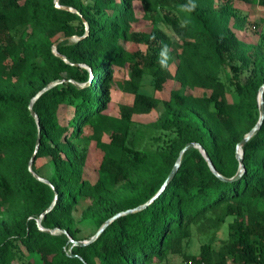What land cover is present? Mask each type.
Segmentation results:
<instances>
[{
  "label": "trees",
  "instance_id": "obj_1",
  "mask_svg": "<svg viewBox=\"0 0 264 264\" xmlns=\"http://www.w3.org/2000/svg\"><path fill=\"white\" fill-rule=\"evenodd\" d=\"M236 1H59L73 13L56 0H0V264H35L31 255L41 264H166L172 256L264 264V118L241 147L244 172L229 181L240 171L239 145L259 123L264 87V32L253 24L256 42L237 36L250 21ZM240 1L264 9V0ZM134 3L155 26L150 33L133 32ZM120 41L154 42V53L139 62ZM116 66H128L123 91L133 96L118 117L105 113ZM145 69L155 90L173 83L168 99L144 92ZM152 111L155 121L134 120ZM39 137L33 170L43 177L35 165L49 158V184L29 169ZM191 143L218 175L192 148L160 193ZM81 199L79 221L94 235L117 218L91 244L73 246ZM44 213L41 226L54 234L38 226ZM195 234L208 238L198 254L190 252Z\"/></svg>",
  "mask_w": 264,
  "mask_h": 264
},
{
  "label": "rangeland",
  "instance_id": "obj_2",
  "mask_svg": "<svg viewBox=\"0 0 264 264\" xmlns=\"http://www.w3.org/2000/svg\"><path fill=\"white\" fill-rule=\"evenodd\" d=\"M235 7L238 8L243 15H246L248 20L250 21V23L247 24L246 26V32L244 33L240 31L236 32L237 36L246 42H256L258 40L259 34H255V29L252 25L257 24L258 26H260L258 31L264 32V9L257 5L244 3L240 0H237L235 2ZM134 13H135V20L132 23L133 32L150 33L155 28V26L150 21L143 18L144 11L140 3H134ZM158 28L166 36L173 39L172 50L178 52L180 50V45L178 43L177 37L172 33V31L168 27L162 24L159 25ZM120 44L129 52H137L139 55L138 57L139 62H142L144 59L150 58L153 55L155 49L154 42L151 44H146L143 42H141L140 44H133L131 42L120 41ZM174 69L175 66L171 68L172 72L174 71ZM113 70H114V80L111 83L110 101L107 105V109L105 113L114 117H118L120 105L131 104L133 101V96L123 91V82L128 79V75L130 71L128 66H124V67L116 66L114 67ZM145 72L147 74L143 78L144 92L162 100L168 99L169 91L173 87V83L171 82L165 83L161 91L155 90L151 85V77L148 75L149 72L148 69H145ZM186 93L191 94L193 92L191 90H187ZM158 114H159L158 111H152L148 115L134 116V120L143 124H147L155 121L158 117ZM70 115H71V111L65 114V116L68 117ZM105 140H107L106 137ZM99 158L100 155L96 153L92 159V162L98 160ZM35 167L43 177L48 178L51 176L52 166L49 158H42L37 160ZM87 177L91 180H95L96 179L95 171H93L92 169H88ZM87 204H88L87 200L81 199L74 212V216L77 221L76 225L78 229V237L79 239H81V241H91L95 236L94 235L95 227L93 226V224H91L90 222L79 221L80 214L82 210L87 206ZM225 231L224 233H226ZM207 239H208L207 236L195 234L190 252L192 254H198L200 245L202 244V242H204ZM28 260H30L35 264H41V260L37 255L29 256ZM183 263L184 262L180 257L172 256L169 258L166 264H183Z\"/></svg>",
  "mask_w": 264,
  "mask_h": 264
},
{
  "label": "water",
  "instance_id": "obj_3",
  "mask_svg": "<svg viewBox=\"0 0 264 264\" xmlns=\"http://www.w3.org/2000/svg\"><path fill=\"white\" fill-rule=\"evenodd\" d=\"M59 1H60V0H56V6H57L58 8H61V9L65 10V11H68V12H73V13L76 12V11L73 10L72 8H68V7H63V6H61V5L59 4ZM62 40H64V39H62ZM62 40H61V41H62ZM56 46H57V45H55V47H56ZM91 79H92V76H91ZM53 85H54V84H52L51 86H53ZM51 86L45 88L41 93H39V95L36 97V99H37L41 94L45 93V92H46ZM263 92H264V87L261 88V90H260V94H259V107H260V120H259V123H258V125H257V126H256V127H255V128H254V129H253V130H252L247 136H246V138H245V139L242 141V143L239 145L238 158H239V163H240V171L237 173V175H236L233 179H231V180H229V181H235V180H237L238 178H240V176H241L242 173L244 172V168H243V160H242L243 153H242L241 147H242V146H243V145H244V144H245V143H246V142H247V141H248V140L254 135V133L258 130V128H259V126H260V124H261V122H262V120H263V118H264ZM36 99H34V101L32 102V105H31V111H32V113H33V116L36 118V120H37V122H38V118H37L36 114H35L34 111H33V105H34V102L36 101ZM39 144H40V137L38 138L35 152H34V154L32 155V157H31V159H30V162H29V169H30V171L32 172V174H33V175H34L39 181H41V182H43V183H46V184H49V181H48V180H46V179L43 178V177L38 176V175L34 172V170H33V164H34L35 159H36V153L38 152ZM192 148H196V149H198V150L202 153V155H203V156L205 157V159L207 160V162H208V164H209L211 170H212L215 174L218 175V173L216 172V170H215V168H214V166H213L211 160L209 159V157H208V155L206 154V152L204 151V149H203L200 145H198V144L191 143V144H188V145L185 147V149L181 152L180 157L178 158V160H177L175 166L173 167V169H172L170 175L168 176V178H167V180H166V182H165V184H164L162 190L160 191V193L164 190V188L170 183V181H171V180L174 178V176L176 175V173H177V171H178V168H179V165H180V160H181V157H182L183 153H184L185 151H187V150L192 149ZM160 193H159V194H160ZM157 196H158V195H157ZM149 203H150V202H149ZM149 203H147V204L144 205V206L139 207L137 210L142 209V208L148 206ZM130 212H132V211H130ZM46 213H47V212H46ZM46 213H44V214H42V215L40 216L39 220L37 221L38 226L41 228V230L46 231V232H48V233H52V234H54L57 230H56V231H51V230H48V229H44V228L41 226V221L44 219ZM119 216H120V215H119ZM115 218H117V217H115ZM115 218H114V219H115ZM114 219H112V220H114ZM112 220L108 221V222H107V223H106L101 229H99V231L96 233V235L94 236V238H93L91 241H75V240H73L72 238H69V241L72 243L73 246H85V245H89V244H91V243H92V242H93L98 236H100V234L105 230V228L110 224V222H111ZM63 233L66 234V232H63Z\"/></svg>",
  "mask_w": 264,
  "mask_h": 264
},
{
  "label": "built area",
  "instance_id": "obj_4",
  "mask_svg": "<svg viewBox=\"0 0 264 264\" xmlns=\"http://www.w3.org/2000/svg\"><path fill=\"white\" fill-rule=\"evenodd\" d=\"M183 264H196V263H194V262H192V261H188V262H185V263H183Z\"/></svg>",
  "mask_w": 264,
  "mask_h": 264
},
{
  "label": "clouds",
  "instance_id": "obj_5",
  "mask_svg": "<svg viewBox=\"0 0 264 264\" xmlns=\"http://www.w3.org/2000/svg\"><path fill=\"white\" fill-rule=\"evenodd\" d=\"M193 8L195 7V5L192 6Z\"/></svg>",
  "mask_w": 264,
  "mask_h": 264
}]
</instances>
